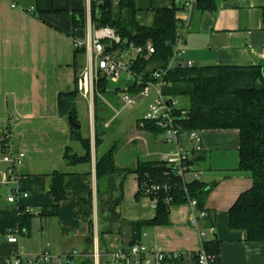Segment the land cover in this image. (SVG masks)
<instances>
[{
    "label": "crops",
    "instance_id": "1",
    "mask_svg": "<svg viewBox=\"0 0 264 264\" xmlns=\"http://www.w3.org/2000/svg\"><path fill=\"white\" fill-rule=\"evenodd\" d=\"M86 2L15 0L12 7L10 0H0V123L4 124L9 114L15 118L10 134L16 148L25 152L22 166L18 169L19 186L29 194L19 202H7L10 188L0 187V260L13 254L23 259L33 257L43 249L60 256L79 249L81 253L76 254L79 264L83 260L94 264V255L98 264H108L110 253L124 250L138 234L131 226L133 238L129 242H121V227L127 214L123 208L124 201L129 200L128 206L133 210L129 214L131 221L136 222L132 223H146L155 215L147 197L135 198L137 174H126L122 183L126 184L128 192L122 184L124 193L118 209L120 221L113 223L112 231L99 236L98 215H102L99 219L101 228H108L109 224L103 220L105 209L101 205L97 208L96 204L95 160L100 156L96 152L94 138L98 119L103 120L104 128L112 125L118 105L110 102H106V106L101 104L104 92L99 93V90H95L90 105L89 99L78 91L75 102L81 133L78 140L71 138L70 122L58 112V95L75 89L78 75L84 67L83 51L74 45L92 33H88L86 27H75L71 13L85 11ZM128 2L134 4V18L142 27L153 23L155 9L179 4L177 0H109L111 17L117 19L123 14ZM214 4L213 10L199 11L195 7L188 12L176 11L179 26H188L183 44L185 58L192 59L193 65L199 64V67L260 64L264 60L261 15L264 0H214ZM121 80L124 88L109 90L116 102L119 91L123 93L126 90V82ZM101 113L108 114L106 119L101 118ZM108 122L109 125L105 126ZM158 133L162 136V143L167 144L163 133ZM181 145L186 150L193 148L201 155L203 159L198 165L202 172L200 180L213 186L205 200L207 218L201 225L214 231L213 235L208 232L207 241L217 239L221 243V264H264V241H247L242 231L228 228V209L252 183L250 172L238 168L239 130L205 129L198 131L196 141L188 143L182 140ZM160 157L143 162L159 161ZM136 164L124 167L132 168ZM207 171L213 177H209ZM53 173L64 176V198L56 203V213L50 211L55 200L48 191ZM90 191L93 218H96L93 235L87 223L78 216V200ZM26 209L30 215L28 223L21 225L18 211ZM189 212L186 203L171 207L167 222L143 226L145 232L139 230L138 240L151 250L182 252L181 257L169 258L163 264H196L192 254L200 248V243L196 229L189 225ZM10 229H15L16 242H8ZM76 256L70 264H76Z\"/></svg>",
    "mask_w": 264,
    "mask_h": 264
},
{
    "label": "trees",
    "instance_id": "2",
    "mask_svg": "<svg viewBox=\"0 0 264 264\" xmlns=\"http://www.w3.org/2000/svg\"><path fill=\"white\" fill-rule=\"evenodd\" d=\"M90 6L91 22L97 27H110L120 36V42L115 47L124 48L133 44L145 49L148 42L153 46V53L142 54L134 60L132 70L135 74L146 80L153 69L167 65L173 51L171 44L177 33L178 19L175 13L180 8L179 4H174L171 8L155 9L153 23L146 27L140 26L134 18L135 6L132 2H128L126 11L117 19L111 17L109 0H91ZM196 7L199 11L213 10L214 0H197ZM261 10L264 28V6ZM71 16L75 27H85L84 10L73 12ZM165 81L164 93L166 95L185 99L187 102L186 105H181L176 110V116L181 114L186 116V119L179 123L181 130L185 132L219 128L239 130L238 168L250 172L252 183L248 190L238 195L236 201L228 209V228L233 231H242L247 241H264V60L252 66L204 65L199 67L193 65L188 68L178 63L167 73ZM98 85L99 93L106 91V81L100 80ZM127 86L130 94L139 90L135 84ZM77 95L78 91L75 87L74 90L61 92L57 100L59 115L66 118L69 116L72 120L70 134L73 140L81 138L79 121L75 115ZM138 127L156 133L162 132L151 122H143L141 126L138 124ZM94 139L96 146L99 142V133L98 135L96 133ZM114 148L95 160L96 204L105 209L106 214L103 220L109 224L108 228H101L99 219L102 215H98L97 232L99 236L112 231L113 223L116 220L120 221L118 209L122 204V177L126 174H137V188L147 176H155L159 180L167 181L170 185L169 194L172 206L187 202L182 181L171 172L167 174L166 171L169 169L165 164L160 161L137 162L132 168H118L113 161ZM201 159L203 158L198 152L192 151L188 163L194 170H200L198 165ZM51 177V186L48 191L54 197L55 203L52 204L50 211L56 213L58 206L56 203L64 198L62 188L64 176L53 173ZM118 177L121 180L119 182ZM186 187L188 196L196 199L199 208H204L207 194L213 186L205 184L200 179H193L187 182ZM139 196L144 195L138 188L135 195L136 200ZM78 204V216L87 223L89 232L93 235L92 191L86 196H80ZM170 208L166 203L159 201L151 221L131 223L133 231L138 234L130 244L138 241L137 237L141 234L139 230L143 226L166 223ZM28 216L30 215L27 212L19 215L21 225L28 223ZM204 243L206 253L213 255L221 263V243L217 239H209ZM88 262L83 260L81 264Z\"/></svg>",
    "mask_w": 264,
    "mask_h": 264
},
{
    "label": "built area",
    "instance_id": "3",
    "mask_svg": "<svg viewBox=\"0 0 264 264\" xmlns=\"http://www.w3.org/2000/svg\"><path fill=\"white\" fill-rule=\"evenodd\" d=\"M11 6H15V0H10ZM90 1L86 2V24L88 33L82 40L75 42V47L81 49L84 56V67L78 75L76 81V90L89 99L90 105L94 98L95 90L99 80L106 79L114 82L124 79L126 82V90L121 94V100L124 106H133L137 104L136 96L149 97L152 96L144 114L143 122H151L158 127L164 134L167 142L174 146L170 152L164 153L160 157V162L165 164L169 169L168 172L173 173L176 178L182 181L184 191L186 192V204L189 206V225L196 229L198 234L200 248L192 254L196 260V264H221L211 254H207L204 245L207 240L208 232L213 235L214 231L211 227L204 228L201 223L207 218L205 208H199L195 198H190L187 193L186 184L189 181L199 180L201 170H194L188 163L191 158L193 148L186 150L181 145L182 140L188 143L196 141L198 131H183L179 123L186 119L184 114L176 116V110L181 106L179 98L168 96L164 93L166 86L165 76L175 67L176 64H183L186 67L193 66L192 59L185 58L184 37L187 25L177 27V33L171 44L172 55L165 67L153 69L149 77L145 80L132 70L134 60L142 54H151L154 52L153 46L148 42L146 48L128 45L127 47H115L120 42V36L113 29L107 26L97 27L90 20ZM180 5L179 10L188 12L196 7L197 0H177ZM29 11H31L29 9ZM128 84H135L139 89L135 95H131L127 90ZM118 114V112H116ZM12 115H8L4 120V124L0 123V187L10 188L9 194L6 196L7 202H19L23 198L29 196L28 192L22 191L19 186L18 169L22 166L25 158V152L17 149L10 134V128L14 124ZM110 122L106 123L108 126ZM162 178V177H161ZM160 178V179H161ZM138 188L142 194L149 199L153 209L159 204V201L166 203L170 207L171 196L169 194L170 185L167 181L159 180L158 177L144 178ZM96 191V190H95ZM29 210H19L18 214ZM94 215V214H93ZM96 215V214H95ZM96 219V218H94ZM96 227V225H95ZM8 242H16L17 236L15 229H10L7 233ZM76 251H71L67 255L60 256L51 254L48 249H43L38 255L33 257H25L24 259L13 254L10 257H4L0 260L1 264H70L76 256ZM182 252L163 253L151 250L140 240L129 244L124 250H114L108 256V264H163L169 258L177 259L181 257ZM64 259V260H63ZM94 264H98L96 255L93 258Z\"/></svg>",
    "mask_w": 264,
    "mask_h": 264
},
{
    "label": "rangeland",
    "instance_id": "4",
    "mask_svg": "<svg viewBox=\"0 0 264 264\" xmlns=\"http://www.w3.org/2000/svg\"><path fill=\"white\" fill-rule=\"evenodd\" d=\"M197 66H199V64H197ZM119 81H120L119 83H116L112 80H107L108 91H105L102 94L104 99L102 100V102L100 101L101 104H103L104 106L107 105L106 102L107 103L110 102L111 104H117L118 107L116 108V111H118V114H116V111H114L113 114L116 120L112 123V125L106 128H104L103 120L98 119L97 133L101 135V137L99 138V142L95 146L98 156H103L107 154V152H109L112 148L115 147L116 149L114 148L113 161H115V164L117 166L124 167L134 164L135 162H143V161H148L150 159L159 158L161 154L164 155V152L166 153L172 151L174 146H172L169 142H167L165 138L164 140L168 145L165 144L164 142L162 143L161 134L156 133L155 131L154 132L151 130L148 131L142 129L141 127H137V125L140 124V122L141 124H143L144 114L146 112L145 110L146 107L148 106V102L151 101L152 96H149L148 98L142 96H136L137 104H134L133 106L124 107L121 100L122 93L119 91L118 102H116V100H113L112 93L109 92V90L113 91L117 89V87L124 88L123 81L122 80ZM179 102L180 105L187 104L185 99H179ZM121 106L123 107L120 110ZM107 115H108L107 113L105 115L101 113V118L104 117L106 119ZM110 116L111 114L109 115V117ZM154 136L156 137V140ZM159 141H161L162 144H160ZM207 175L209 177H213V174L208 173V171H207ZM122 184H123V188L125 189V192L127 193L128 187L126 186V184L124 183ZM124 189H123V193H124ZM127 198L128 197L124 199ZM127 202H129V200H125L124 201L125 205H123V208L126 209L127 214L124 215V217H126V219L124 218L126 222L121 227V231H122L121 242L124 241L129 242L133 238L132 237L133 234L131 231L132 230L131 223L136 222V221H131L132 219L129 213L132 212L133 210L132 208H129L130 206H128L129 203ZM97 208H99V206H97ZM93 212H94V207H93ZM94 229H95V223H94ZM144 230L145 228H141L142 232H145ZM76 252L77 254L78 253L80 254L81 250L76 249ZM74 261H76V264L80 263L78 257L75 258Z\"/></svg>",
    "mask_w": 264,
    "mask_h": 264
},
{
    "label": "water",
    "instance_id": "5",
    "mask_svg": "<svg viewBox=\"0 0 264 264\" xmlns=\"http://www.w3.org/2000/svg\"><path fill=\"white\" fill-rule=\"evenodd\" d=\"M67 120L69 121V122H72V120H71V118L68 116L67 117Z\"/></svg>",
    "mask_w": 264,
    "mask_h": 264
}]
</instances>
